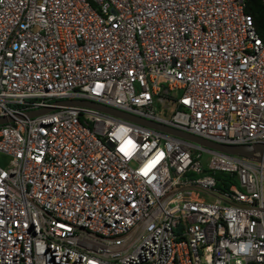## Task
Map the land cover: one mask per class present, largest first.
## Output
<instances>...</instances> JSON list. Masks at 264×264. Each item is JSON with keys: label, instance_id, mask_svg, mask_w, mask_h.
<instances>
[{"label": "built area", "instance_id": "obj_1", "mask_svg": "<svg viewBox=\"0 0 264 264\" xmlns=\"http://www.w3.org/2000/svg\"><path fill=\"white\" fill-rule=\"evenodd\" d=\"M244 6L0 0V264H264V145L158 127L264 144Z\"/></svg>", "mask_w": 264, "mask_h": 264}, {"label": "water", "instance_id": "obj_2", "mask_svg": "<svg viewBox=\"0 0 264 264\" xmlns=\"http://www.w3.org/2000/svg\"><path fill=\"white\" fill-rule=\"evenodd\" d=\"M64 101L67 102V103H82L81 100H75V99L64 100ZM90 105H94L95 107H98V108H101V109L110 110V111H112L114 113H117L119 115L128 117V118H130V119H132V120H134L136 122H139V123H144V124H149V125H152V126H157L156 123H153V122H151L149 120H146V119H143L141 117H137V116L125 113V112H121V111H118V110L113 109V108H109V107L101 105V104L90 102ZM45 109H47V108L46 107L41 108L39 110L31 112L30 114H35L37 112L44 111ZM9 119H10L9 117L0 116V123L5 122V121H7ZM158 127H160L161 129H163V130H165V131H167L169 133H172L174 135L191 138V139L196 140L198 142H201V143H203V144H205L207 146L217 148V149L222 150V151L227 152V153L241 154V155H245V156H249V157L251 156L253 150H261L263 148V145H264L263 142H256V143L247 144V145H245V144L218 143V142L205 140V139L200 138V137H198V136H196L194 134L187 133V132H182L180 130H177V129H174V128H170V127H167V126L159 125ZM257 159H260V158L257 157ZM263 162H264V158H263Z\"/></svg>", "mask_w": 264, "mask_h": 264}, {"label": "trees", "instance_id": "obj_3", "mask_svg": "<svg viewBox=\"0 0 264 264\" xmlns=\"http://www.w3.org/2000/svg\"><path fill=\"white\" fill-rule=\"evenodd\" d=\"M244 9L250 13L257 34L264 41V4L261 0H245ZM215 177L218 187L226 186L227 183L225 181H229V178H223L217 173H215Z\"/></svg>", "mask_w": 264, "mask_h": 264}, {"label": "rangeland", "instance_id": "obj_4", "mask_svg": "<svg viewBox=\"0 0 264 264\" xmlns=\"http://www.w3.org/2000/svg\"><path fill=\"white\" fill-rule=\"evenodd\" d=\"M208 158L207 153L202 154V165L205 164L206 160ZM6 161V156L3 154H0V164H3ZM217 175L223 177V178H229V180H232V178L229 176V173L226 171H216Z\"/></svg>", "mask_w": 264, "mask_h": 264}]
</instances>
